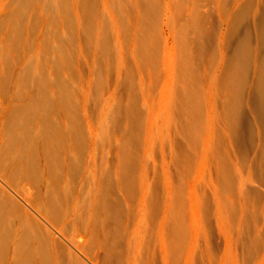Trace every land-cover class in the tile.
Segmentation results:
<instances>
[{
	"label": "rangeland",
	"instance_id": "obj_1",
	"mask_svg": "<svg viewBox=\"0 0 264 264\" xmlns=\"http://www.w3.org/2000/svg\"><path fill=\"white\" fill-rule=\"evenodd\" d=\"M263 56L264 0H0V264H264Z\"/></svg>",
	"mask_w": 264,
	"mask_h": 264
},
{
	"label": "bare ground",
	"instance_id": "obj_2",
	"mask_svg": "<svg viewBox=\"0 0 264 264\" xmlns=\"http://www.w3.org/2000/svg\"><path fill=\"white\" fill-rule=\"evenodd\" d=\"M141 33V32H140ZM243 43H239L238 44V46L236 47V49L234 50V52H233V54L230 56V59H229V62H228V65H227V70H226V73H225V79H227V80H231V81H228L226 84H227V86L229 85V83H230V85L231 86H233V79H234V77H235V75L238 73L237 71H238V68H237V65H239V64H237L238 63V61L240 62V57H242L241 56V54H242V51H243ZM245 50H246V48H245ZM256 52V51H255ZM254 52V53H255ZM257 53H260L261 54V52H257ZM255 55V54H254ZM256 55H258V54H256ZM263 55V54H262ZM243 57H244V55H243ZM243 57H242V59H243ZM263 58H264V56H263ZM257 59V58H256ZM259 59V58H258ZM264 60V59H263ZM242 62V61H241ZM240 62V63H241ZM263 63H264V61H263ZM257 64H259V63H257ZM256 66V65H255ZM263 66V65H262ZM192 67V66H191ZM238 67H241V64H240V66H238ZM258 68H259V66H258ZM191 70V69H190ZM241 70V69H240ZM261 70V71H260ZM257 72H260V76H258L259 78H257V80L258 81H256L257 82V88H256V92L258 93V98L260 99V101H261V106H263L262 108H264V68L263 67H261L260 69H259V71H257ZM193 73V72H192ZM192 76V75H191ZM236 76H238V75H236ZM194 86H196V85H194ZM197 87V86H196ZM193 88V87H192ZM191 89V88H190ZM189 89V90H190ZM192 91H194V88L193 89H191ZM190 90V91H191ZM237 90V89H236ZM197 92V91H196ZM196 92H193V94H195L196 95ZM198 93V92H197ZM190 95H191V97H190V100H189V98H188V100H189V102H188V106H189V115H191L192 116V113L190 114V112L193 110V108L191 109V105H193V107H194V105L196 104L195 102H194V99L192 98L193 96H192V94L190 93ZM194 95V96H195ZM197 98V97H196ZM199 99V98H198ZM193 102V103H192ZM259 103V102H258ZM260 104V103H259ZM37 105H39V104H37V101L36 100H34V99H29V98H27V101H26V103H24V104H22V105H20L19 107H18V110L19 111H25V112H27L30 116L33 114V116L36 114V111H37V115H38V111L39 110H37ZM197 106H198V102H197ZM260 106V107H261ZM42 107V106H41ZM39 108H40V106H39ZM38 108V109H39ZM41 110H42V108H41ZM44 110V109H43ZM42 110V113L44 112L45 113V111H43ZM198 110V109H197ZM196 110V111H197ZM199 111V110H198ZM32 113V114H31ZM44 113H43V115H44ZM48 114V113H47ZM46 113H45V115H47ZM194 114V113H193ZM198 114V113H197ZM36 115V116H37ZM42 115V114H41ZM39 116H40V112H39ZM32 117V116H31ZM42 116H40V118H41ZM47 117V116H46ZM46 117H42V121L44 122V123H46V120H45V118ZM190 117V116H189ZM192 118V117H191ZM197 118V117H196ZM46 119H48V118H46ZM191 120V119H190ZM189 120V121H190ZM192 121V120H191ZM47 122H48V120H47ZM195 122V121H194ZM192 123V122H191ZM190 123V124H191ZM193 124V123H192ZM44 126H45V124H44ZM43 126V127H44ZM190 130V129H189ZM22 172H24V170L22 171ZM5 194L6 193H4V197H5ZM2 207H3V204L1 203L0 204V210L2 209ZM0 221H1V216H0Z\"/></svg>",
	"mask_w": 264,
	"mask_h": 264
}]
</instances>
